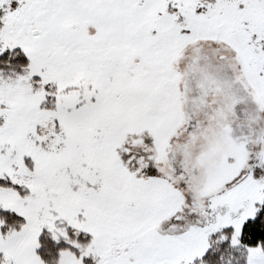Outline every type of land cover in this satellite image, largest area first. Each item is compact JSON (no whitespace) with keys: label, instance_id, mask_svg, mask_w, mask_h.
I'll use <instances>...</instances> for the list:
<instances>
[{"label":"snow or ice","instance_id":"snow-or-ice-1","mask_svg":"<svg viewBox=\"0 0 264 264\" xmlns=\"http://www.w3.org/2000/svg\"><path fill=\"white\" fill-rule=\"evenodd\" d=\"M0 264H264V0H0Z\"/></svg>","mask_w":264,"mask_h":264}]
</instances>
